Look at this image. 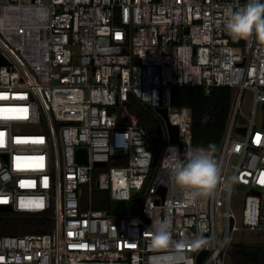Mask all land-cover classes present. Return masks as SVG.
Instances as JSON below:
<instances>
[{
    "label": "built area",
    "instance_id": "built-area-1",
    "mask_svg": "<svg viewBox=\"0 0 264 264\" xmlns=\"http://www.w3.org/2000/svg\"><path fill=\"white\" fill-rule=\"evenodd\" d=\"M247 2L0 0L1 211L52 212L51 231L1 234L0 264H228L238 233L264 231V41L225 28ZM183 85L232 87L218 152L193 143L192 109L173 103ZM131 95L167 110L186 154L218 161L212 193L192 199L177 185L187 155L168 131L153 164ZM113 199L128 212L114 213ZM164 219L174 243L153 246Z\"/></svg>",
    "mask_w": 264,
    "mask_h": 264
},
{
    "label": "trees",
    "instance_id": "trees-1",
    "mask_svg": "<svg viewBox=\"0 0 264 264\" xmlns=\"http://www.w3.org/2000/svg\"><path fill=\"white\" fill-rule=\"evenodd\" d=\"M234 91L230 86H214L209 93L203 86L183 85L173 88V103L192 109V140L195 145L209 146L218 152L232 108ZM128 107L135 113L147 131L148 144L155 158L165 142L167 127L164 117L150 105L130 96ZM106 194V193H105ZM110 198L95 207L108 208ZM52 229V212L37 213L0 211V235L44 233ZM230 264H264V242H233L228 249Z\"/></svg>",
    "mask_w": 264,
    "mask_h": 264
},
{
    "label": "clouds",
    "instance_id": "clouds-1",
    "mask_svg": "<svg viewBox=\"0 0 264 264\" xmlns=\"http://www.w3.org/2000/svg\"><path fill=\"white\" fill-rule=\"evenodd\" d=\"M225 24L226 31L233 39H245L255 34L258 40L264 41V2L248 0L239 10L229 11ZM175 146H172V148ZM176 152L179 149L176 148ZM187 159L174 169L175 181L178 186L188 190L187 194L195 199L201 194L212 193L220 180V165L209 151L195 149L187 152ZM152 244L168 247L173 244L170 223L167 219L155 224ZM195 245L203 242L196 240Z\"/></svg>",
    "mask_w": 264,
    "mask_h": 264
},
{
    "label": "water",
    "instance_id": "water-1",
    "mask_svg": "<svg viewBox=\"0 0 264 264\" xmlns=\"http://www.w3.org/2000/svg\"><path fill=\"white\" fill-rule=\"evenodd\" d=\"M186 30H188V28H186ZM165 119V123H166V127H167V131H168V137L169 140L171 142H178L181 145L182 148V159L183 161H185L186 159V152H185V144H183L179 138V128L178 125L176 124H172L167 116V110L165 108H158L157 110ZM246 129V127H237L238 131H242L244 132ZM82 153H84V155H82ZM78 155H79V159L80 161L83 162H87V155H86V149L84 148H80L78 150ZM157 162V158L154 159L153 164H156ZM97 165H104V162H97ZM10 209L9 205L6 204H0V211L1 210H7ZM111 209L114 213L117 214H124L128 212V208H127V202L125 200H117V199H113L111 201ZM206 251L202 252L200 255V260L203 258V256L205 255Z\"/></svg>",
    "mask_w": 264,
    "mask_h": 264
},
{
    "label": "rangeland",
    "instance_id": "rangeland-1",
    "mask_svg": "<svg viewBox=\"0 0 264 264\" xmlns=\"http://www.w3.org/2000/svg\"><path fill=\"white\" fill-rule=\"evenodd\" d=\"M252 103V92L246 91L244 95V100H243V110L248 112ZM263 110L262 106L259 105L258 107V120H261L263 117ZM106 192H101V191H95L94 192V197L100 196L105 194ZM237 195V192H234V197ZM221 223L219 224V226ZM221 229V226H220ZM235 239L238 240L237 242L243 241L246 243H254V242H264V231H247L245 233H238L235 236ZM228 264L229 260H228Z\"/></svg>",
    "mask_w": 264,
    "mask_h": 264
}]
</instances>
